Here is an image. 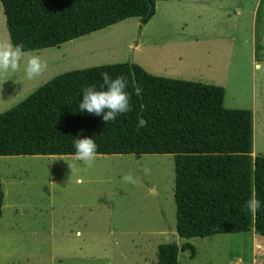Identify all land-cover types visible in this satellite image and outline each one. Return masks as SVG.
<instances>
[{"label":"rangeland","instance_id":"rangeland-1","mask_svg":"<svg viewBox=\"0 0 264 264\" xmlns=\"http://www.w3.org/2000/svg\"><path fill=\"white\" fill-rule=\"evenodd\" d=\"M263 20L264 0L159 1L155 16L143 27L138 18H130L59 47L28 52L39 55L45 66L31 80L22 67L0 76V114L67 71L132 62L155 76L223 87L227 109L255 113L254 144L264 156V52L255 51L252 42L255 34L260 44ZM9 43L0 2V46ZM24 159L6 160L7 168L0 161L5 236L13 240L3 247L7 253L55 255L54 264H142L145 258L157 264V245L173 238L180 247L190 243L195 251L193 257L179 256V264L253 261L249 231L188 241L178 236L173 155L102 156L91 166L74 160L62 169L50 167L48 158L30 165ZM126 173L135 184L121 182ZM14 174L19 177L9 184ZM78 177L83 182H76ZM13 223L21 229L17 235L7 233ZM62 236L68 244L37 241Z\"/></svg>","mask_w":264,"mask_h":264},{"label":"trees","instance_id":"trees-1","mask_svg":"<svg viewBox=\"0 0 264 264\" xmlns=\"http://www.w3.org/2000/svg\"><path fill=\"white\" fill-rule=\"evenodd\" d=\"M159 1L187 0H0L10 43L27 52L130 18L143 27ZM101 72L125 77L130 94V111L107 123L77 108L81 88L98 86ZM225 94L221 86L155 76L135 63L67 71L0 114V156L72 155L78 134L92 137L97 155H173L181 239L247 231L264 237V156H252L254 115L227 109ZM252 195L261 209L242 211ZM3 196L0 184V207ZM186 250L193 257L188 242L161 244L157 264H178Z\"/></svg>","mask_w":264,"mask_h":264},{"label":"clouds","instance_id":"clouds-1","mask_svg":"<svg viewBox=\"0 0 264 264\" xmlns=\"http://www.w3.org/2000/svg\"><path fill=\"white\" fill-rule=\"evenodd\" d=\"M44 63L39 55H30L20 44L0 46V76L17 73L22 67L24 76L31 80L40 75ZM101 83L89 84L81 88L77 104L78 111L99 116L105 123L115 120L117 115L130 111V94L126 91L128 81L121 75L111 76L108 72L100 73ZM73 139V159L84 166H91L97 155V144L89 136L79 134ZM70 166V165H69ZM121 182L135 184L131 173L123 174ZM262 203L255 195L249 197L242 206V211L255 212L261 209Z\"/></svg>","mask_w":264,"mask_h":264},{"label":"crops","instance_id":"crops-1","mask_svg":"<svg viewBox=\"0 0 264 264\" xmlns=\"http://www.w3.org/2000/svg\"><path fill=\"white\" fill-rule=\"evenodd\" d=\"M189 1V0H187ZM262 24H263V28H262V39H261V42L260 44L261 45V50L260 52H264V20L262 21ZM253 46H254V50L256 51V47H257V44H256V37H255V34L253 35ZM261 65L260 64H256V67H260ZM256 131H257V123H256V117H255V113H254V139L256 141ZM102 156H111V155H96L95 158H99V159H102ZM253 157H256V156H259V154L257 153L256 151V143L254 144V149H253V154H252ZM261 156V155H260ZM16 157H26L27 159L29 160H26L24 158H16ZM37 157H42V158H37ZM45 158H48L49 159V162H50V167L54 164H56L57 167L59 168H63V166L67 165L69 167V165H72L73 164V161L75 159H73L72 155H49V156H0V161H3L7 168V165H8V162H6V160H14V159H24L25 163H28V165H30V161L34 160V159H37V160H42V159H45ZM9 166V165H8ZM20 167V166H19ZM8 171V170H7ZM19 177V175H12L9 180H8V183H13L15 184L16 183V178ZM0 178H1V185L3 184V178H2V175L0 173ZM76 182L78 183H81L83 182V179L78 177L76 179ZM4 191V189H3ZM5 193V191H4ZM4 201H5V197L3 196V199H2V204H1V212H2V215H1V219H0V248L4 249L2 251H0V264H21V262H26L27 264H54V259L56 258L55 255H51V256H46V255H39V256H36L34 254H31L30 252L26 251V253H16V252H13V253H7L6 249L3 248L5 245H8V244H11V242L13 240L8 239V236L6 237V232H5V212H4V209L6 207V205L4 204ZM18 202L16 203H13L11 206L13 208L16 207V205ZM40 207V206H39ZM9 229V235H12L10 234V231L14 234V235H17L19 233V231H21L20 227L16 224L13 223L10 224V227H8ZM25 229V228H24ZM24 229L22 228V233L25 232ZM52 232V230H51ZM26 233V232H25ZM250 233L253 234L254 236V256H253V261L251 263H245L244 260L242 258H237V260L235 261L236 263L235 264H264V237H261V236H258L256 235L253 231H250ZM76 236L77 237H82V232L81 230H77L75 232ZM27 235V233H26ZM170 237H172L171 235H169ZM16 239V238H15ZM173 240V238H172ZM191 240V239H190ZM24 241V240H23ZM37 241L39 242V244H42V245H54V244H68V241H67V238L62 236V237H59V238H51V239H41L39 240V238H37ZM36 241V238H35V242ZM27 243H29L30 241L29 240H26ZM160 246V244L157 245V251H158V247ZM263 255V257L261 256ZM179 256H185V254H179ZM61 259L62 258H65L64 256H59ZM187 257V256H186ZM189 258V257H188ZM157 260H158V257H157ZM61 261V264H62V260ZM142 264H150L149 262V259L148 258H145L143 260H141ZM153 262L155 263V259H153ZM152 262V263H153ZM158 263V261H157ZM178 264H179V257H178Z\"/></svg>","mask_w":264,"mask_h":264},{"label":"water","instance_id":"water-1","mask_svg":"<svg viewBox=\"0 0 264 264\" xmlns=\"http://www.w3.org/2000/svg\"><path fill=\"white\" fill-rule=\"evenodd\" d=\"M130 64H132V62ZM173 242L174 241L171 239V243H173ZM179 254H185L187 257H191V251L190 250L180 251Z\"/></svg>","mask_w":264,"mask_h":264}]
</instances>
